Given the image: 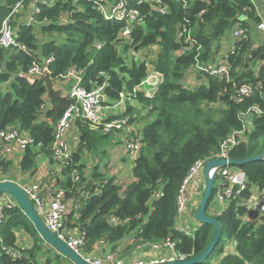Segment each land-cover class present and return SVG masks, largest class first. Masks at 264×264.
Instances as JSON below:
<instances>
[{"label": "trees", "instance_id": "obj_1", "mask_svg": "<svg viewBox=\"0 0 264 264\" xmlns=\"http://www.w3.org/2000/svg\"><path fill=\"white\" fill-rule=\"evenodd\" d=\"M118 1L104 3L114 5ZM155 1L126 0L129 8L138 9L142 21L133 24L128 36H122L127 23L105 19L94 0H0V29L14 5L21 2L10 19L17 45L0 47V131L14 129L32 140L21 150V173L32 172L39 154L61 166L66 197L75 193L76 185H88L90 178H98L96 191L92 189L87 197L75 201L76 222H66L69 229L79 228L83 254L90 255L99 242L112 245L113 250L132 231L133 239L141 244H159L170 238L175 252L185 259L201 253L212 239L213 227L199 223L193 235L179 229L176 197L182 180L196 160H210L220 143L241 128L240 113L253 105L264 108V41L258 46L252 41L253 26L261 21L252 0H161L164 14L157 11ZM30 6L38 12L32 15L34 21L27 23L24 18ZM63 14H69L66 23L59 22ZM237 28L243 30V35L232 37L233 44L227 45L229 31L233 29V33ZM179 31L181 38H177ZM187 36L188 42L184 40ZM182 46L188 50L179 54ZM197 53L202 64L227 55L229 78L194 68ZM50 56L52 80L70 68L80 70L85 89L105 83V105L117 103L120 92L131 91L150 70L162 74L151 97L137 91L132 98L146 104L149 118L140 129L141 146L133 159L131 180L124 188L112 177L102 178L96 169L87 177L80 163L81 154L89 153L109 134H103L101 124L94 128L80 116L73 120L79 132L76 149H71L77 181L71 177L73 166H63L53 157L50 145L54 121L50 122L53 112L48 106L52 101L46 98L42 81L29 82L25 76L32 62ZM186 79L191 85L184 87L189 83ZM247 82L257 88L239 102L234 90ZM132 110L129 104L125 111L106 120L129 117L135 122L137 115ZM252 120L247 140L228 150L230 159L264 153V114L252 115ZM10 165L1 152L0 180L8 179ZM237 168L245 172L247 187L239 197L225 201L218 213L210 214L221 225L220 241L209 256L195 264H264V214L258 212L256 219L245 218L251 190L264 184V159ZM9 198L12 203L3 208L0 221L3 263L73 264L43 241L25 213ZM19 233L27 237L28 245L20 246ZM229 241L234 242L233 252H225ZM4 248L17 254L10 255Z\"/></svg>", "mask_w": 264, "mask_h": 264}, {"label": "built area", "instance_id": "obj_2", "mask_svg": "<svg viewBox=\"0 0 264 264\" xmlns=\"http://www.w3.org/2000/svg\"><path fill=\"white\" fill-rule=\"evenodd\" d=\"M95 8L100 12L103 17L109 21H125L127 24L122 30V36H128L131 32L132 26L135 22H141L142 17H140V12L138 9L129 8L127 6L126 0H119L114 5L105 4V0H94ZM184 1V0H183ZM158 4L157 11L161 14L166 12V9L161 6V0L155 1ZM21 2H18L14 5L10 13L2 22L0 29V47H8L10 45H17L13 39V30L10 26L11 17L17 12ZM186 5V2H184ZM38 12V8L34 7L30 17L28 18V23L34 21L32 15ZM69 14H63L59 16L60 23L68 22ZM256 30L260 31L264 37V21H261L256 24ZM183 31L185 29L183 28ZM242 29H235L232 33L233 38H238L243 35ZM182 32H178L177 38H181ZM189 36L184 40L189 41ZM199 48V47H198ZM188 50V47L182 46L179 50V54H184ZM135 55V53H133ZM199 54L197 53L194 57V68L207 72L210 75L221 76L224 75L226 78H229L230 65L226 59L227 55L224 58L215 60L214 62H206L202 64L198 58ZM53 61V57H47L41 62H32L26 72V79L29 82L37 79L39 76H42L46 71L49 72L48 65ZM191 73V72H190ZM194 75V74H192ZM191 75V76H192ZM72 79L73 84L67 86L68 88L65 91V94L68 97L73 99L70 108L66 111L61 112L57 118L54 120V129H53V139L50 145V150L53 157L60 162L63 166H73L71 171V177L73 181L78 180V174L76 167L72 164L71 158V149L66 140V133L70 128L73 120L80 116L83 119L90 122V124L97 128L101 124V131L103 134L122 132L126 134L125 145L127 152L133 156L134 159L137 157L138 151L140 149V129L135 122H130L129 117H120V118H111L106 120L107 115L103 114V89L105 83L102 85L93 86L91 89L87 90L81 86V71L74 68L68 69L64 74H61L57 79ZM162 81V74L154 70H150L148 75L140 82L139 85L134 87L131 91L120 92V100L116 104H120L124 100H129L135 97L137 91H142L145 97H151L158 85ZM189 85L185 84L184 87ZM191 85V83H190ZM257 86L251 83H243L234 90V95L237 98V101H242L244 97H249ZM114 106H117L113 104ZM43 106H41V109ZM264 114V108H261L258 105H253L248 107L244 112L240 113L239 119L241 121V128L238 130H233L230 135L225 138L219 145L217 153L211 158H221V159H230L228 157V150L240 142H245L247 140L248 133L251 132L253 127L252 115H262ZM129 136V137H128ZM129 138V139H128ZM31 139L24 135L20 134L16 130H1L0 131V142H2L1 152L3 155H7L12 152L14 147L19 149H24L28 144L31 143ZM210 159V160H211ZM206 160H196L192 166L189 168L186 176L182 180L180 188L176 197V214L177 221L185 214V211L193 200L191 196L192 190L198 188V180L202 176L203 166ZM215 195L214 199L220 202H225L230 198H237L240 194L245 191L247 187V178L244 171L239 170L237 166L226 165L224 167H219L216 169V179L214 182ZM27 193L28 198L34 205L37 213L44 222L46 228L55 233L56 236L67 243L73 250L77 251L86 261L91 264H106L98 258H94L90 255L81 253V247L83 246V237L81 234H73L68 232L64 225V215L66 212V204L64 201L65 190L62 188H56L49 190L44 198L40 193V186L37 183H31L27 186L22 187ZM258 190V199L254 200L253 191L252 195L246 200L248 208L253 202H257L258 212L264 214V184L257 188ZM258 200V201H257ZM12 201L7 198V194H4L0 197V221L3 217L2 211L5 206H10ZM179 229L183 232L190 234V227L188 224L178 225ZM150 245L153 248L158 246H163L168 250L167 255L160 256L156 259L151 260H119L116 258L115 254L110 253L107 255L106 260L107 264H155L162 263L173 260H184L185 258L180 254H177L174 250L175 243L166 238L161 243H145ZM0 247L3 248V245L0 244ZM6 252L10 255H15L13 249L4 248Z\"/></svg>", "mask_w": 264, "mask_h": 264}, {"label": "crops", "instance_id": "obj_3", "mask_svg": "<svg viewBox=\"0 0 264 264\" xmlns=\"http://www.w3.org/2000/svg\"><path fill=\"white\" fill-rule=\"evenodd\" d=\"M258 2H260V0H258ZM33 8L34 6H30L29 9L31 12ZM30 11L27 12V15L25 16L24 21L25 20L28 21V18L31 15ZM258 15L260 16L259 12H258ZM255 27L256 25L252 29L255 31V36H253V38L255 39L256 37L259 36L260 38L259 45H260L264 41V37L260 31L256 30ZM56 81L59 82L58 86L56 85ZM54 82H55L56 87L63 88L64 92L68 88L67 86H70L71 84L74 83L73 80L69 78L66 80L56 79ZM187 82H189L190 84L191 80L186 79V83ZM130 100H133V99L131 98L129 99V101ZM123 102H120V104L119 103L115 104L117 106L103 104V108H104L103 114L107 116H115L121 113L122 111H124L123 110L124 106H122V108L120 109V106L123 104ZM52 103L53 102H50L48 106H50ZM132 114L136 115L135 113H133V110H132ZM137 117L139 119L141 118L138 115ZM146 121L143 120L141 122V120H139V122L136 123L139 129H141L143 123L144 122L146 123ZM126 136L127 135L122 132H115V133H109L108 135H106L105 136L106 140L104 142L99 140L97 145L93 149L94 151H96L95 157H92L94 159H91L90 155H87L89 153L85 152V154L84 153L81 154L80 163L84 164V170H85V174L87 177L89 175L91 177L92 170L96 169V171L103 176L102 178L107 179V178L112 177L114 181L118 184L120 183L122 184L126 179L131 180V175H132L131 168H132V163H133V160H132L133 158L131 157L133 156H131L127 152L126 145H125ZM66 140H67L68 145L70 146V149L75 150L79 142V132L73 124H71L70 128L68 129L66 133ZM1 148L2 147L0 146V154H1ZM103 152L105 153L103 154ZM5 158L6 160H9L11 162V165H10L11 169L9 171L8 180H12L16 182L17 184L21 185L22 187L27 186L33 182L39 184L41 188L40 193L44 198H46V194L49 190H53L56 188L63 189V185L61 182L63 180L62 171H61L62 168L56 162H54L53 160H50L48 157L39 154L37 156L35 168L32 170L31 173H26V174L21 173L18 168V164L22 158L21 149H19L18 147H14L11 153L5 155ZM126 160H129V162L132 161L130 162L129 168L127 167L125 163ZM100 168L101 170H99ZM105 169H109V170H105ZM129 173H130V176H129ZM124 178L126 179L123 180ZM97 180L98 178L97 179L90 178V181H91L90 184L87 185L86 183H84L82 185H76L75 193L73 195H69L68 197H66L65 195L64 201L66 204V212L64 215V225L68 232H71L73 234H80L79 228L74 227V226L72 227L69 226L70 227L69 229L67 228L66 222L67 220L73 224L76 222L77 220L76 218L78 214L77 213L78 205L75 203V201H77L81 197H87L90 194V190L92 189L96 191L98 187ZM121 186L122 188H124L125 185H121ZM251 191H254L257 193V195L254 196V200L258 199L259 194H258L257 188L254 187ZM67 192L68 194L71 193V189L68 188ZM195 194H197V189L192 190L191 196L193 197V200L191 202V205L187 207L185 214L180 218L179 221H177V225L191 224L193 227H196V226L198 227V223L194 219V216H193V213L196 210V204H195L196 200L194 198ZM7 198L10 201H12L11 198H9V195H7ZM215 203H217V206L212 207L211 205ZM211 205H210L211 214H215V213H218L223 208L225 203L223 201L220 202L218 200L213 199V202L211 203ZM256 205H257V202H253L250 205L251 207L249 208L247 205V213L245 215V218L256 219L258 217L259 214H258ZM133 234H134V231L130 232L128 236H126L123 240L118 242V244L113 250L111 249L112 245L103 246V243L101 242L97 243L94 246L93 251L90 254V256L94 258H98L102 262L107 264L106 257L110 253L115 254L117 259L125 260V261L132 260V259L135 260V258H137L136 260L147 261L151 259H156L160 256L167 255L168 250H166L163 246H158L157 248H153L150 245L141 244L133 239ZM17 236L19 239L20 246L24 247L29 244V241L24 234L19 233ZM229 242L231 246H228L227 245L228 242H227L226 244L227 247L225 246V252H233L234 250V242H231V241Z\"/></svg>", "mask_w": 264, "mask_h": 264}, {"label": "water", "instance_id": "obj_4", "mask_svg": "<svg viewBox=\"0 0 264 264\" xmlns=\"http://www.w3.org/2000/svg\"><path fill=\"white\" fill-rule=\"evenodd\" d=\"M2 66H4V63H2ZM37 79L42 81L46 88V98L53 102L49 107V109L53 112L50 122H53L61 112L70 108L73 99L65 94L63 88L55 86V82L51 79L48 71H46L42 76H39ZM262 159H264V153L241 160H226L216 158L206 161L202 170L204 178L203 191L193 216L198 223L208 224L213 227L212 239L206 248L194 257L184 260H173L155 264H195L209 256L219 243L222 231L219 221L208 215L206 212V206L212 194L216 179V169L226 165L240 166L244 163ZM1 194H8L13 198V200L25 213L29 221L33 224L35 230L38 232L39 236L46 244L55 249L65 258L69 259L73 264H91L90 262L86 261L77 251L73 250L67 243L59 239L55 233L49 231L46 228L44 222L37 213L34 205L28 198L27 193L24 191L21 185L8 179L0 180V195ZM0 264H4L1 258Z\"/></svg>", "mask_w": 264, "mask_h": 264}, {"label": "rangeland", "instance_id": "obj_5", "mask_svg": "<svg viewBox=\"0 0 264 264\" xmlns=\"http://www.w3.org/2000/svg\"><path fill=\"white\" fill-rule=\"evenodd\" d=\"M252 2H253V4H255L256 5V9H257V11L259 12V14H260V17H261V19L264 21V0H260V2H258V0H252ZM257 12V13H258ZM254 27V26H253ZM232 30L233 29H231L230 31H229V34H228V42H227V45H229V46H231L232 44H233V42H234V39L232 38ZM253 36H255V31L253 30V32H252V41H253V43H254V45L255 46H258L259 45V41H260V38H259V36L258 37H256L255 39L253 38ZM223 49H226V47H224ZM124 57L126 56V55H128V51H127V53L126 54H122ZM143 56V55H142ZM125 60L127 61V62H130V58L129 57H126L125 58ZM56 85L58 86L59 85V82L58 81H56ZM55 85V86H56ZM113 104H116V102L115 103H113ZM130 104V106L131 107H133V113H135L136 115H138V116H140L141 118L139 119L138 117H137V120L135 121V123L136 122H139V120H141V122L144 120V121H146L148 118H149V114L147 113V106H146V104H144V103H140V102H138V100H135V99H133V100H130L129 101V103H126L125 101L123 102V104L120 106V109L122 108V106H124V108H123V110L125 111V109H126V106L127 105H129ZM118 109H119V107H118ZM151 116V115H150ZM146 119V120H145ZM106 140V137H103L102 139H101V141L102 142H104ZM125 141H126V139H125ZM105 152H103V154H104ZM95 154H96V151H94V150H91L90 152H89V154H87V155H90V158L91 159H94V158H92V157H95ZM132 158V157H131ZM130 160V159H129ZM129 160H126L125 161V163H126V165H127V167L129 168V165H130V162H132V161H130L129 162ZM133 160V159H132ZM92 161V160H91ZM99 170H101V168L99 169ZM105 170H109V169H105ZM129 176H130V173H129ZM122 179V178H121ZM126 178H124L123 180H125ZM130 179H126L121 185H126L128 182H130L129 181ZM203 185H204V178H203V175L202 176H200V178H199V180H198V188H197V194H195L194 195V198H195V204H196V206H197V204H199V201H200V198H201V195H202V191H203ZM199 190H200V192H199ZM253 195L254 196H256L257 195V193L256 192H254L253 191ZM212 207H216L217 206V203H215V204H212L211 205ZM251 207V206H250ZM207 212V214L208 215H210L211 214V211H210V206L208 207V210L206 211ZM189 225V227H190V235H193L194 234V232H195V230L197 229V226L196 227H193L191 224H188ZM198 225H199V223H198ZM228 246H231V244H230V242H228V244H227ZM227 245H226V247H227ZM135 258V257H134ZM137 258H135V260H136Z\"/></svg>", "mask_w": 264, "mask_h": 264}]
</instances>
